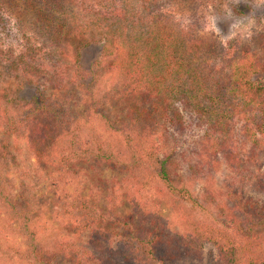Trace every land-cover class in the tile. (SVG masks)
Masks as SVG:
<instances>
[{
  "label": "trees",
  "instance_id": "obj_1",
  "mask_svg": "<svg viewBox=\"0 0 264 264\" xmlns=\"http://www.w3.org/2000/svg\"><path fill=\"white\" fill-rule=\"evenodd\" d=\"M171 1L168 4L182 12L196 2ZM105 2L92 10L84 5L80 21L72 11L73 0L15 4L21 13L29 8L35 32L64 58L56 60L55 70L45 71L49 88L44 81L37 83L27 100L19 97L12 112L7 100L0 102V129L22 137L28 152L54 174L52 192L59 208L51 206V210L70 216L74 231L86 233L87 238L83 244L65 238L55 245L44 242L38 220L50 202L46 196L31 195L24 183L20 193L12 190L7 176L10 143L4 137L0 140V232L7 238L22 237L24 248L16 250L18 258L34 259V264H55L59 257L71 264H178L199 258L194 245L198 240L216 244L224 264H264V229L255 230L264 225V203L253 210L240 203L214 205L226 218L218 229H208L207 219L195 214L206 209L200 201L205 193L212 195L210 200L221 196L214 175L222 161L235 175L246 178L248 157L257 166L250 178L264 192L260 161L264 159V76H259L264 60L257 56L258 50H264V34L252 45L227 51L218 42L196 35L190 23L175 20L174 13L157 0ZM89 47H97L99 54L87 69H78L80 64L74 62ZM68 56L74 61L69 76L64 69ZM21 75L27 79L21 86H32L39 77L28 70ZM110 81L111 90L102 92ZM80 105L84 117L77 110ZM180 106L189 117L206 124L191 150L176 151L177 137L158 130L175 117L174 126L182 132ZM98 119L113 130L110 140L96 133ZM245 143L250 144L247 150L248 146L242 147ZM102 162L122 166L123 174L107 192L92 189L88 196L78 194L72 200L62 194L68 177L78 175L74 168ZM185 164L188 176L178 173ZM196 180L206 188L200 192L189 188L188 182ZM147 184L150 195L143 192ZM232 191L233 187L223 194L230 198L243 192ZM125 203L132 207L138 225L119 213ZM163 204L174 212L175 223L162 213Z\"/></svg>",
  "mask_w": 264,
  "mask_h": 264
},
{
  "label": "rangeland",
  "instance_id": "obj_2",
  "mask_svg": "<svg viewBox=\"0 0 264 264\" xmlns=\"http://www.w3.org/2000/svg\"><path fill=\"white\" fill-rule=\"evenodd\" d=\"M73 1L72 11L79 21L81 8L84 5L88 6L90 8L89 10H92L98 6L101 7L107 4L105 0ZM157 1L165 6L164 9L166 11L174 13L173 17L175 20L193 25L196 35L201 36L206 41L213 40L214 42H218L227 51L235 47H240L248 42L252 45L253 42H258L257 38L261 34H264V0H196V2H191L190 10L185 12L176 9L173 4H168V2H172L171 0ZM33 2H36V0H0V102H6L7 100L8 104L12 106L9 109L10 112L18 108V105L14 107L13 104L16 102L19 103V97L27 100L32 95V88L37 86V83L44 81L49 88V82L45 79L47 76L45 71L52 72L55 70L57 68L56 60L64 58L59 50L55 51L50 49V43L35 32L33 15L29 14V8H25L24 12L21 13L15 7L17 3L27 6L33 4ZM72 50L73 47L68 49L69 52ZM98 54L97 47H89L83 50V55L78 62L71 61L69 56L65 57V62L67 63L66 66L64 65L65 72L68 76L71 74V65L73 62L76 65L80 64L78 69H87ZM257 56L264 60V50H258ZM26 70L39 76L38 80L32 83V86L31 84L21 86L27 80L21 78V74L26 72ZM259 76H264V71H261ZM112 85L113 83L111 81L108 82L101 91L111 90ZM82 107L81 105L78 106L77 110L84 117L85 113L82 111ZM173 112L175 111H170L171 114ZM178 112L181 114L182 120H184V129H182V132L180 133L176 130L174 123L177 118L174 117L172 121L161 124L158 127L159 133H161V129L164 132L167 131L168 135L177 137L178 143L175 145L177 148L176 151L191 150L195 147L194 142L202 134V130L206 127V124L203 121L189 117L188 111L182 106L178 107ZM119 118L117 117L116 120L113 119L112 123L118 125L117 121H119ZM95 130L104 141L110 140V136L114 133L111 132L113 130L111 128L109 129V125L104 120L99 119L95 122ZM116 136L117 141H120V136ZM3 137L10 143V167L7 176L12 183V190L18 193L21 184L24 183L29 187L31 195H36L39 198L46 196L50 202L47 209H44L42 214H40L41 216L38 220L40 224L39 234L44 238V242L55 245V242L65 238L83 244L87 238L86 233L79 234L74 231V228L71 226V222L73 221L70 216L63 217L55 214L51 210L52 207L59 208L55 204L54 193L52 192V189L54 191V180L52 176L54 174L51 168L49 170V168H43L39 164L35 157L28 152L26 142L22 137L16 136L13 133H5L3 127H1L0 140ZM249 145V143H245L242 147L248 146L244 148L247 150ZM124 154L123 160L124 158H128L127 154ZM246 160L248 161L244 170V174L248 173L246 178L235 175L229 165L222 161L220 168L214 175V187L221 191V196L210 200L212 195L207 192L205 193L207 195L200 199L202 205L204 207L206 206V209L205 211H198L195 214L201 220L207 219L206 224L208 229L222 228L226 223V218H224L223 213L218 211L216 206L214 207L218 203H221L225 207L234 205V203H240L241 205H245L249 210H253L257 203L259 205L264 203V192H261L260 185H257L254 178H250L257 166L248 157ZM260 161L264 164V159ZM121 167V164L115 165L103 162L101 164L97 163L95 166L85 163L80 164L74 168L78 172V175L72 178L68 177L69 183L63 186L64 191L62 194L67 195L72 200L78 194L88 196L92 189L103 190L102 193H105L115 179L120 178L123 174L119 170ZM188 171L186 164L180 166L178 169V173L183 176L187 175ZM188 187L193 188L195 192H200L202 187L206 188L205 184L200 180H196L191 184L189 181ZM231 187H233L234 191L241 189L243 192L237 193L236 191V195L229 198L223 193L228 192ZM143 192L144 194L147 193L150 195L152 193L151 186L147 184ZM55 193L57 196L58 192L55 191ZM181 202L188 207L191 206L190 202ZM162 208V213L167 214L170 221L175 223L176 218L174 212L170 213L165 204L162 205ZM120 209L119 213L122 216L132 218V224L134 226L136 224L138 225L137 216L133 213L134 211L129 204H123L120 206ZM235 212L238 213L237 211ZM262 229H264L263 224L255 228L256 231ZM79 236L80 239H78ZM194 245L198 248L199 258L178 264H224L220 260L219 251L213 242L198 240ZM23 248L24 243L22 242V237L9 234L7 238L0 232V264H34V259L18 258L16 250ZM55 264H71V261L59 257Z\"/></svg>",
  "mask_w": 264,
  "mask_h": 264
}]
</instances>
